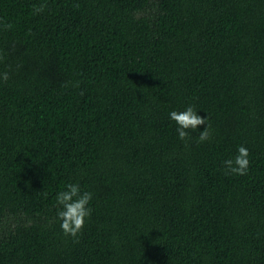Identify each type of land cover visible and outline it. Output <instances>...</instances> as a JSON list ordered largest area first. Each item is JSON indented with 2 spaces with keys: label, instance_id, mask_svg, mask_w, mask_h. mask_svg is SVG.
Returning a JSON list of instances; mask_svg holds the SVG:
<instances>
[{
  "label": "trees",
  "instance_id": "16d2710c",
  "mask_svg": "<svg viewBox=\"0 0 264 264\" xmlns=\"http://www.w3.org/2000/svg\"><path fill=\"white\" fill-rule=\"evenodd\" d=\"M0 57V264H264V0H0Z\"/></svg>",
  "mask_w": 264,
  "mask_h": 264
},
{
  "label": "clouds",
  "instance_id": "9594fccd",
  "mask_svg": "<svg viewBox=\"0 0 264 264\" xmlns=\"http://www.w3.org/2000/svg\"><path fill=\"white\" fill-rule=\"evenodd\" d=\"M46 7L47 4L34 6V14L42 13ZM6 27L11 28V25H6ZM0 78L6 82L9 79L8 72L0 74ZM169 117L178 125L176 130L181 140H187L190 135L189 130H196L201 125L207 126L204 131L199 133V141L203 142L210 138V125L207 123V117L199 115L193 106H188L183 111H172L169 113ZM249 155V150L245 146H239L234 159L224 161L225 175L229 173L246 175L250 164ZM44 195L47 196V192ZM92 198L91 192H82L79 184L75 183H68L64 190L56 194L57 219L66 236L70 235L75 238L81 233L86 219L92 214V209L89 207Z\"/></svg>",
  "mask_w": 264,
  "mask_h": 264
}]
</instances>
